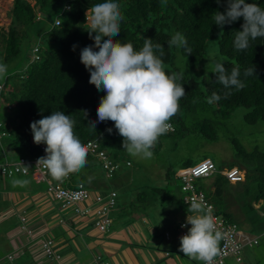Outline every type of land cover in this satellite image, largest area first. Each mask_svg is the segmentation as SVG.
I'll return each instance as SVG.
<instances>
[{
  "label": "trees",
  "instance_id": "trees-1",
  "mask_svg": "<svg viewBox=\"0 0 264 264\" xmlns=\"http://www.w3.org/2000/svg\"><path fill=\"white\" fill-rule=\"evenodd\" d=\"M102 2L104 0H0V64L10 69L5 72L4 80L0 83V98L8 109L2 116L0 112V120L3 122L4 135L8 134L9 140L18 143L24 152L8 161H17L20 157L28 160L27 172L13 175L33 172L30 159L42 153L40 146L33 142L30 123L52 112L62 111L76 122L74 132L83 144L89 139H96L118 166L109 174L103 169L98 175L91 166L93 160L98 162V158L87 151V164L80 172L69 174L62 181L48 178L46 174V179L42 181L46 182V192L52 197V192L48 190L49 184L72 187L76 185L77 178H81L85 184L84 176H87L86 183L96 187L100 185L101 188H107V182H111L113 186L110 188L112 190L114 187L116 197L117 194L122 197L128 195L129 206H141L146 214L157 212L154 206L160 208L168 204L172 206V216L176 215L177 210L192 211L189 204L183 201V195L175 200L176 195L169 185L178 178L181 180L178 177L180 171L210 158L203 154L200 160L194 159V146L222 137L232 149L228 162L215 163L210 158L215 169L208 176L194 180L196 189L202 190L213 204L214 211L228 221H234V206L252 209L264 203V145L253 144L246 148L231 121L232 112L238 107L245 108L242 113L244 122L254 124L264 120V38L250 40L249 47L244 51L236 50L234 39L236 31L241 30L243 18L224 25L222 29L215 25V12L225 11V0H221L220 4L216 0H115L120 5L124 19L120 22L119 35L113 39L121 43L130 42L134 49L139 50L143 46V38H151L153 44L164 46L161 59L166 73H183V80L178 83H182L186 94L179 101L178 112L170 119L173 128L163 135L177 140L186 138L191 142L190 153L180 159L177 169L172 166L164 168L161 174L163 184L126 187L116 179L121 166L119 152L123 148V138L112 121L97 123L95 130L89 127L91 121L97 120L96 109L105 93L97 91L95 85L89 83L90 73L80 62L81 49L94 43L87 31L90 26L86 17L91 15L92 6ZM245 2L257 3L264 8V0ZM66 3L68 7H65ZM56 18H59L58 24L55 23ZM217 31V50L222 57L221 62L228 73L233 67L239 66L240 79L245 84L243 89H225L218 82L214 68L202 75L192 73V69L200 65L206 55L207 40ZM176 32L185 36L191 54L182 48L168 46V41ZM35 33L38 36L34 38ZM32 40L35 42L32 43ZM73 45H77L74 51ZM177 55L187 60V69L177 65ZM20 59L22 64L18 61ZM253 66L256 77L244 76L245 69ZM9 79L11 83H8ZM213 92L220 99L209 104L207 99ZM84 110H87L86 114ZM109 128L112 129L111 133L107 131ZM4 135L0 137V151L7 155L6 146L1 140ZM131 163L125 160L126 165ZM232 166L244 170L242 180L230 182L220 171ZM85 169L87 171L84 173ZM71 178L75 180L71 181ZM161 219L162 216L156 222ZM241 264H246L244 257Z\"/></svg>",
  "mask_w": 264,
  "mask_h": 264
},
{
  "label": "clouds",
  "instance_id": "clouds-1",
  "mask_svg": "<svg viewBox=\"0 0 264 264\" xmlns=\"http://www.w3.org/2000/svg\"><path fill=\"white\" fill-rule=\"evenodd\" d=\"M225 2V11L215 12V25L222 29L224 25L243 18L241 30L236 31L234 39L236 50L244 51L250 40L264 38V8L245 0ZM216 3L220 4L221 0H216ZM90 12L91 15L86 17L90 26L87 31L94 43L81 49L80 62L90 73L89 83L105 95L100 98L96 109L97 120L91 121L89 127L95 130L97 123L112 121L123 138L124 150L134 157L151 159V149L158 138L171 128L169 121L178 112L179 101L186 94L182 83H178L183 80V73H166L161 59L164 46L153 44L151 38H143V46L139 50L134 49L130 42L121 43L113 39L119 35L120 22L124 19L115 0L97 3ZM168 46L182 48L191 54L187 40L180 32L172 36ZM76 47L73 45L72 50ZM5 71L6 66L0 64V74ZM214 71L225 89L245 87L238 65L228 73L223 62L215 61ZM244 76H255V67L245 69ZM219 99L220 96L213 92L207 102L211 104ZM84 111L86 114L87 110ZM75 123L62 111L52 112L30 123L33 142L46 145V155L40 157L37 164L56 181L80 172L87 164V148L74 132ZM107 131L111 133L112 129ZM191 210L197 214L187 220L191 227L180 237V251L192 260L214 264L220 253L223 233L217 230L213 217L199 203H193Z\"/></svg>",
  "mask_w": 264,
  "mask_h": 264
},
{
  "label": "crops",
  "instance_id": "crops-1",
  "mask_svg": "<svg viewBox=\"0 0 264 264\" xmlns=\"http://www.w3.org/2000/svg\"><path fill=\"white\" fill-rule=\"evenodd\" d=\"M0 155H2L0 160L12 159L1 151ZM29 173L19 174L20 176L12 181H7L10 177L0 178V200L7 203L3 209H0V219L3 220L7 213L14 214L23 222L21 229L30 227L31 232L33 231L28 233L26 230L27 235L19 239L18 244L4 248L7 252L0 256V264H97V257L102 264H199L201 262L184 256L180 251V245L175 243L176 238L182 236L175 225L176 222L179 219L190 220L197 213L184 210L177 218L168 211L167 216H162V219L156 222L161 218L159 212L150 211L146 214L142 211L137 214L133 209L127 214V218L124 210L123 214L120 213L122 216L118 214L119 218L113 220L116 199L110 212L111 224L107 230H100L94 223V207L97 203L93 199V194L100 192L106 195L111 188H101L100 185L96 187L83 179L90 191L89 198L67 204L50 194L48 196V193L44 192L46 189L41 187V183L46 182L36 180L33 172ZM49 177L52 178L48 174ZM81 180V178L76 179V181ZM24 181L28 183L24 184ZM118 197L121 203L125 201L124 197L117 194ZM75 206H89L90 210L88 213L79 214L75 211ZM166 222L172 223L170 230L167 231L168 236L165 235L166 229H164V237L159 238L157 223ZM249 235L255 238L253 244L256 245L260 235ZM46 237L53 240V247L59 257H48L44 254L41 244ZM168 241H173L175 245ZM9 253L12 254V259L7 258ZM243 257H246L244 249ZM232 260L234 262L233 258ZM245 262L252 264L247 259Z\"/></svg>",
  "mask_w": 264,
  "mask_h": 264
},
{
  "label": "rangeland",
  "instance_id": "rangeland-1",
  "mask_svg": "<svg viewBox=\"0 0 264 264\" xmlns=\"http://www.w3.org/2000/svg\"><path fill=\"white\" fill-rule=\"evenodd\" d=\"M33 36V33L30 35V38ZM35 36L37 37V33H35ZM219 36V32L217 31L214 33V36L207 40V49H206V55L201 61L200 65H198L196 68L192 69V73H195L197 75H202L207 73L211 68H214L215 61H221L222 57L219 55L217 50V37ZM30 40V39H29ZM35 42V40H32V43ZM28 44V43H27ZM20 64H22V59L18 60ZM177 65L181 69H187L188 63L187 60L177 55L176 58ZM22 62V63H21ZM9 67L6 66L7 72ZM0 74V83L4 80V76L6 73ZM8 83H11V79L8 80ZM7 107L5 103L0 98V112L1 116L2 114L7 112ZM245 111V108L238 107L232 112L231 115V121L233 123V128L236 129L237 134L240 135L241 141L243 145L246 148H250L253 144H258L260 146L264 145V120L258 121L257 123H246L243 121V112ZM5 127H8L7 122L5 121ZM8 134L4 135V137L1 139L2 142H4V145L6 146V152L9 155V157L14 158L20 153L23 152V147H21L18 143L12 142L9 140ZM191 142L190 140L185 139H174L168 136L161 135L158 138V141L154 145V147L151 149L153 152V156L151 159H144L141 156H132L130 155L126 150L123 148L119 152L120 155V161L121 166L119 168V173L116 177L118 182H121L124 186H139L141 188L144 186V184H153V185H161L162 177L161 174L164 170V168L168 166H172L173 169H177L179 166V161L183 156H188L189 152V146ZM192 149V147H191ZM231 147L228 141L224 140V138H219L217 141L213 142H204L201 146H194L193 147V158L197 161L201 159L203 154H207L210 158L213 159V161L216 162H223L226 164L228 162V156L229 153H231ZM2 155H0L1 158ZM125 160H130L132 163L131 165H126ZM93 168H95L96 174H99L103 171V168L101 167L100 162H97L95 160L92 161ZM90 166V167H91ZM227 166V165H226ZM87 169L84 170L86 172ZM19 174H15L13 177L7 178V181H12L16 177H19ZM76 177V176H75ZM85 179L87 176H84ZM75 180L74 178H71V181ZM111 181V180H110ZM181 180L178 178L175 182L169 185V188L172 190V192L176 195V199H178L179 196L184 194V191L180 188ZM86 185V183H85ZM87 186V185H86ZM111 182H107V188L112 187ZM118 186V185H117ZM41 187L45 188L46 183L42 182ZM114 188V187H113ZM45 193L46 190H44ZM49 196V194H48ZM51 196V195H50ZM128 195H124L125 201L121 203L120 197H116L117 204L113 208L115 212H113V220L117 217L119 218L120 213L125 212V218L128 217L127 214H129L133 209L135 210V213L140 214L143 209L137 206H129ZM251 199V198H249ZM119 200V201H118ZM7 203H4L0 200V209H3L6 206ZM134 207V208H133ZM152 208V206H150ZM169 204L164 207L156 208L157 213L158 211L162 212L161 216H167L168 211H170ZM234 206L233 214H234V221L237 223L238 228L242 231H245L251 235L259 234V242L256 245H252L251 247L247 246L244 248V252L247 260L250 261L252 264H264V203H260L258 207H253L252 209L249 208H241L238 206V208ZM112 209V210H113ZM122 214H120L122 216ZM117 215V216H116ZM159 215V213H158ZM181 215V212L177 210L176 217L179 218ZM128 220V219H127ZM174 220H172L173 223ZM115 222V221H114ZM153 222V221H152ZM22 223L19 219H17L16 215L7 213L5 214L3 220L0 219V256L4 254V252H7V250H4L7 246H13L19 243V239H23L27 233H32L31 228L27 227V229H21ZM170 222H166L165 224L160 223L157 227V231L159 232V238H163V231L166 229L167 231L170 230L171 224ZM177 227V224H175ZM181 237V236H180ZM180 237L176 238V242L178 245H180ZM173 242V241H168ZM174 244V242H173ZM175 245V244H174ZM249 247V248H248ZM245 259V261H246ZM227 264H236L233 262L232 258H227Z\"/></svg>",
  "mask_w": 264,
  "mask_h": 264
},
{
  "label": "built area",
  "instance_id": "built-area-1",
  "mask_svg": "<svg viewBox=\"0 0 264 264\" xmlns=\"http://www.w3.org/2000/svg\"><path fill=\"white\" fill-rule=\"evenodd\" d=\"M65 7H68V4H65ZM55 23H59V18H56ZM37 48L35 47L34 50ZM35 58L38 57L37 54L34 55ZM171 128H173L172 123L169 121ZM3 122L0 120V137L4 135ZM84 145L87 148V151L97 156L101 167L106 171V174H109L111 171L116 169L118 163L113 161L108 152L101 148L96 139L87 140ZM41 149V155L32 157L30 161L33 163V176L36 180H45L47 171L39 164L37 161L40 157L46 155L44 149L46 145L39 144ZM28 160L25 157H20L17 161H0V176L6 175L10 176L16 172L26 173L25 167ZM214 164L210 158L202 159L188 168L179 172L178 177L181 178V189L184 191L183 201L191 205L193 203H199L203 210L211 215L214 219L217 230L223 233V239L220 241V253L215 258L214 264H224L226 257H232L234 261L238 264H241L243 260V249L246 246H251L255 242V238L251 237L249 234L243 232L238 228V225L235 221L226 220L221 214L214 211L213 204L207 200L204 196L202 190H197L194 184V180L199 177H206L214 170ZM230 182H237L244 178V170L238 168L237 166H232L220 170ZM48 190L52 192L53 196L58 200L64 203H77L83 201L90 196V191L88 187L82 182L77 181L75 186L72 187H62L59 185H48ZM93 199L97 203L94 207L95 209V226L100 230H107L108 226L111 223L110 212L112 207H114L116 202V192L114 190H109L106 195H103L100 192L93 194ZM75 211L79 214L88 213L90 210L89 206L79 207L75 206ZM23 219V217H22ZM178 228L181 231L182 235L187 234L188 229L191 227L186 219H181L178 221ZM185 227H181V225ZM168 236V232H164ZM42 249L46 256L48 257H59V254L55 251L53 247V240L49 237H46L42 241ZM12 254H8L7 258L12 259ZM97 264H102V261L99 257L96 258ZM203 264V262L201 263Z\"/></svg>",
  "mask_w": 264,
  "mask_h": 264
}]
</instances>
